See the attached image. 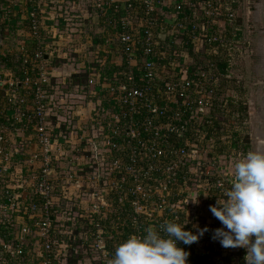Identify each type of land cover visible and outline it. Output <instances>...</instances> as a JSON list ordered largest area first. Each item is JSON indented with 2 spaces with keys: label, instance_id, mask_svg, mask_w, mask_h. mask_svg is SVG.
I'll return each instance as SVG.
<instances>
[{
  "label": "built area",
  "instance_id": "2783aa9c",
  "mask_svg": "<svg viewBox=\"0 0 264 264\" xmlns=\"http://www.w3.org/2000/svg\"><path fill=\"white\" fill-rule=\"evenodd\" d=\"M63 1L28 0L22 40L17 1L0 0V264H110L169 220L209 228L180 245L188 264H245L213 239L223 225L209 209L251 151L244 64L264 56V0H87L102 42L79 23L85 0ZM69 51L89 54L81 102L53 82L51 56ZM64 105L87 119L76 167L59 164Z\"/></svg>",
  "mask_w": 264,
  "mask_h": 264
},
{
  "label": "clouds",
  "instance_id": "9594fccd",
  "mask_svg": "<svg viewBox=\"0 0 264 264\" xmlns=\"http://www.w3.org/2000/svg\"><path fill=\"white\" fill-rule=\"evenodd\" d=\"M225 197L209 209L223 225L214 230L213 239L224 248H243L245 264H264V150L237 159ZM188 223L169 220L130 236L116 248L110 264H188L189 252L180 245H192L209 231L190 230Z\"/></svg>",
  "mask_w": 264,
  "mask_h": 264
},
{
  "label": "crops",
  "instance_id": "0c3cea01",
  "mask_svg": "<svg viewBox=\"0 0 264 264\" xmlns=\"http://www.w3.org/2000/svg\"><path fill=\"white\" fill-rule=\"evenodd\" d=\"M17 5V16L15 18L16 21H13V23L17 24L15 28L19 29L20 34L23 35L21 38L24 40L27 35V28H28V20L26 14V7L29 4L28 0H16ZM68 0H64L62 2L61 8L66 7V3ZM84 9L81 12L83 15V19L80 24L82 23V26L85 28V32L88 33L89 37L92 36L94 38L95 42H102L104 38L106 37L105 33H102L103 31V20L99 19L98 17L95 16V7L93 6V3L91 1L85 0L82 6ZM56 17V18H55ZM57 19V20H56ZM60 18L57 14L56 11H51L49 15L46 18L47 24L53 25L56 24L58 26V29L61 31L66 30V25L64 23H60ZM49 28V27H48ZM78 30V29H77ZM48 35L50 38V35H55L53 31L50 30L48 31ZM63 37H67V35L64 33L62 34ZM77 36V35H76ZM55 38V37H53ZM67 44V43H66ZM70 49V48H69ZM69 55V58H56L55 56H51L52 60L54 61L55 65V71L53 72V82L59 83L60 87L65 86L68 89L64 90V93L71 92L74 95H76V92H80L78 96H80L81 99L78 101L82 100V93L80 90L76 88V86H72V76L77 74V73H85V70L88 69L89 67V54L88 52L83 53H76L74 54L72 51H69L67 54ZM71 85V87H70ZM84 98V97H83ZM81 102V101H80ZM67 106L64 105L63 111H60V119H61V124H62V131L70 137V140H67V142L64 144V155L60 156V158H63L60 160L59 164H61L63 167L66 166H73L76 167L78 165H81L85 154L82 152V145H81V139H82V134L81 129H78V127H86V120L83 118L78 120V118H72V113L68 110L66 112ZM86 112L82 110L79 114ZM71 119V124L69 126V120ZM52 121L56 122V118L53 117ZM73 122V124H72ZM75 127V128H74ZM30 134V133H28ZM31 135V134H30ZM76 148V150L74 149ZM40 149V146L38 145L37 142L32 143L31 145V150L32 151H38Z\"/></svg>",
  "mask_w": 264,
  "mask_h": 264
},
{
  "label": "rangeland",
  "instance_id": "374dc122",
  "mask_svg": "<svg viewBox=\"0 0 264 264\" xmlns=\"http://www.w3.org/2000/svg\"><path fill=\"white\" fill-rule=\"evenodd\" d=\"M256 48V46H255ZM264 59L262 50L244 64L250 111L251 151L264 150Z\"/></svg>",
  "mask_w": 264,
  "mask_h": 264
},
{
  "label": "trees",
  "instance_id": "16d2710c",
  "mask_svg": "<svg viewBox=\"0 0 264 264\" xmlns=\"http://www.w3.org/2000/svg\"><path fill=\"white\" fill-rule=\"evenodd\" d=\"M1 25H2V27L4 28V23L2 22L1 23ZM87 80H88V74L87 73H77V74H75V75H73L72 76V86L74 87V86H81V85H84L86 82H87ZM71 85H70V87H71ZM66 89H68L67 87H65V86H62L61 85V90L63 91V92H65L64 90H66ZM68 92V91H67ZM75 211H77L78 210V207L77 206H74V208H73ZM81 220V219H80ZM79 220V221H80ZM76 231H78V232H80L81 231V228H77V230ZM81 257V255H78V258H80ZM78 260H75V262H77Z\"/></svg>",
  "mask_w": 264,
  "mask_h": 264
},
{
  "label": "water",
  "instance_id": "95a60500",
  "mask_svg": "<svg viewBox=\"0 0 264 264\" xmlns=\"http://www.w3.org/2000/svg\"><path fill=\"white\" fill-rule=\"evenodd\" d=\"M2 39H3V28L0 22V45H1Z\"/></svg>",
  "mask_w": 264,
  "mask_h": 264
}]
</instances>
